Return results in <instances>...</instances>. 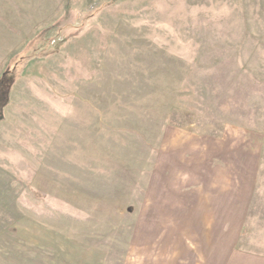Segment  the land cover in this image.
<instances>
[{
	"label": "rangeland",
	"instance_id": "rangeland-1",
	"mask_svg": "<svg viewBox=\"0 0 264 264\" xmlns=\"http://www.w3.org/2000/svg\"><path fill=\"white\" fill-rule=\"evenodd\" d=\"M246 148L264 0H0V264H208L186 194ZM262 214L238 250L264 244Z\"/></svg>",
	"mask_w": 264,
	"mask_h": 264
},
{
	"label": "crops",
	"instance_id": "crops-1",
	"mask_svg": "<svg viewBox=\"0 0 264 264\" xmlns=\"http://www.w3.org/2000/svg\"><path fill=\"white\" fill-rule=\"evenodd\" d=\"M219 153L218 151L213 153L218 164L214 159L211 160L210 156L208 164L204 166L206 171L199 168L196 177L193 173L192 179L197 182V189L193 192L195 195L186 194L188 197L185 203L197 207L196 213L194 210L184 211V214L188 215L186 219H197L196 221H203L202 224L207 223L203 230V237L206 239L197 245L198 253L199 249H203L202 255L199 256L203 257L204 247L208 246V251L212 254L208 264H264L262 255L264 249L258 248V245L264 244L259 241L246 240V244L251 248L249 251L242 252L237 249L244 234L246 226L244 222L250 217L251 208L257 198L264 197V150L262 148L259 154L254 149L246 148L233 152L232 158L230 154L226 155L222 151ZM218 154L221 158L219 162ZM226 156L229 158L225 159ZM191 196L195 198H189ZM193 215H197L196 218H193ZM259 220L264 221L263 214ZM223 222L227 223V228L222 227ZM261 231L264 236V228ZM224 234L227 237L226 245L222 244ZM248 237L246 234V238ZM197 251L191 249L187 253Z\"/></svg>",
	"mask_w": 264,
	"mask_h": 264
}]
</instances>
